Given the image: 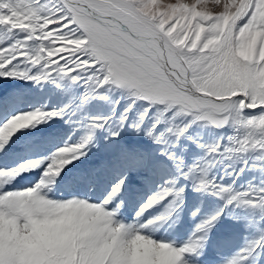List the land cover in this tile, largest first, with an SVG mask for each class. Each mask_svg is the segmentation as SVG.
Instances as JSON below:
<instances>
[{"label": "snow or ice", "instance_id": "snow-or-ice-1", "mask_svg": "<svg viewBox=\"0 0 264 264\" xmlns=\"http://www.w3.org/2000/svg\"><path fill=\"white\" fill-rule=\"evenodd\" d=\"M0 81V264H264V0H0Z\"/></svg>", "mask_w": 264, "mask_h": 264}, {"label": "rangeland", "instance_id": "rangeland-1", "mask_svg": "<svg viewBox=\"0 0 264 264\" xmlns=\"http://www.w3.org/2000/svg\"><path fill=\"white\" fill-rule=\"evenodd\" d=\"M17 88L23 89L24 91L29 90L30 88L33 89L34 95L37 97H46L48 94V89L41 90L38 87H33L30 82L26 83L24 81H16L13 82ZM3 87V82L0 81V88ZM85 111L89 116L91 115H97V114H104L106 112L111 111V105L108 102H93L90 105H88L85 108ZM57 128L63 129L65 134H68L71 132V126L64 123V121H60L55 125ZM195 132H199L204 140V142H212L216 136L219 135V132H214L213 130H209L207 128H197L194 130ZM188 143L189 145V150L190 152L195 151L197 154H201L199 150L195 148L194 145H192L190 142H185ZM194 221L189 222L186 218L185 220V227H188L190 229L191 226H194ZM229 231V225L226 222L225 225L221 226L220 229L218 230V237L220 235H224ZM240 233H243V229H240L238 232L233 230L231 238L228 240L224 239H217L214 245V251L215 252H221V253H226L231 251L232 249L240 246V244L243 242L242 240V235Z\"/></svg>", "mask_w": 264, "mask_h": 264}]
</instances>
